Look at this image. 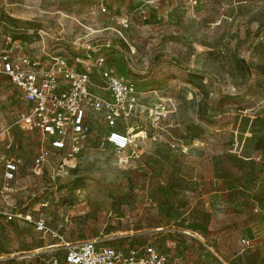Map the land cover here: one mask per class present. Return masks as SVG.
<instances>
[{
  "label": "rangeland",
  "instance_id": "374dc122",
  "mask_svg": "<svg viewBox=\"0 0 264 264\" xmlns=\"http://www.w3.org/2000/svg\"><path fill=\"white\" fill-rule=\"evenodd\" d=\"M88 39L110 41L101 51L141 93L119 122L135 152L120 162L94 113L75 161L61 169L55 153L33 175L37 134L16 124L25 105L0 74V172L21 161L0 208L31 218L0 219V264H51L62 240L87 239L151 243L172 264H264V0H0V49L72 62Z\"/></svg>",
  "mask_w": 264,
  "mask_h": 264
},
{
  "label": "built area",
  "instance_id": "2783aa9c",
  "mask_svg": "<svg viewBox=\"0 0 264 264\" xmlns=\"http://www.w3.org/2000/svg\"><path fill=\"white\" fill-rule=\"evenodd\" d=\"M109 45V40L102 45L85 40L80 44L81 54L72 62L61 53L46 54L48 61L41 62L22 52L16 44L0 49V74L21 92L25 102L16 124L37 134L38 151L31 164L33 175L41 176L55 153L61 155V169L75 161L88 140L89 117L94 113L103 115L108 129L103 140L112 147L120 162H127L135 152L133 147L139 133L119 122L128 123L134 114L143 111L141 93L131 79L119 76L109 64L101 51V47ZM93 77L100 86L94 84ZM166 110L165 101L147 109L154 120L164 116ZM5 132L3 130L1 135ZM20 163V159L14 157L3 160L0 196L6 197L17 190L14 183ZM17 218L31 221L29 215L22 216L17 209L0 208L2 221ZM33 224L38 231L46 228L41 218ZM240 242L250 245L247 238H241ZM62 249L61 256L53 257L51 264H172L151 243L119 247L97 239L62 240Z\"/></svg>",
  "mask_w": 264,
  "mask_h": 264
},
{
  "label": "crops",
  "instance_id": "0c3cea01",
  "mask_svg": "<svg viewBox=\"0 0 264 264\" xmlns=\"http://www.w3.org/2000/svg\"><path fill=\"white\" fill-rule=\"evenodd\" d=\"M20 92V91H19ZM20 94H21V92H20ZM21 98H22V95H21ZM22 100H23V98H22ZM23 102H24V100H23ZM24 105H25V102H24ZM22 111V110H21ZM6 133H4L3 135H5ZM1 136V137H3L4 138V136ZM5 139V138H4Z\"/></svg>",
  "mask_w": 264,
  "mask_h": 264
}]
</instances>
